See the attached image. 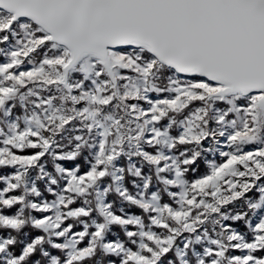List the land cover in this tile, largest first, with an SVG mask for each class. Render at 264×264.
Instances as JSON below:
<instances>
[{"label":"snow or ice","instance_id":"1","mask_svg":"<svg viewBox=\"0 0 264 264\" xmlns=\"http://www.w3.org/2000/svg\"><path fill=\"white\" fill-rule=\"evenodd\" d=\"M0 264H264V0H0Z\"/></svg>","mask_w":264,"mask_h":264}]
</instances>
